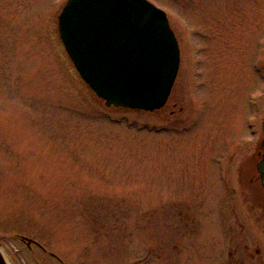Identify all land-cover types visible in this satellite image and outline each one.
Here are the masks:
<instances>
[{
	"label": "rangeland",
	"instance_id": "obj_1",
	"mask_svg": "<svg viewBox=\"0 0 264 264\" xmlns=\"http://www.w3.org/2000/svg\"><path fill=\"white\" fill-rule=\"evenodd\" d=\"M150 1L179 39L173 113L94 95L59 38L65 0H0V241L14 264H221L229 239L261 242L239 167L263 138L264 0Z\"/></svg>",
	"mask_w": 264,
	"mask_h": 264
},
{
	"label": "water",
	"instance_id": "obj_2",
	"mask_svg": "<svg viewBox=\"0 0 264 264\" xmlns=\"http://www.w3.org/2000/svg\"><path fill=\"white\" fill-rule=\"evenodd\" d=\"M57 27L73 66L106 106L164 105L180 56L163 9L149 0H66ZM258 169L264 186V159ZM0 264H14L1 241Z\"/></svg>",
	"mask_w": 264,
	"mask_h": 264
},
{
	"label": "flooded vegetation",
	"instance_id": "obj_3",
	"mask_svg": "<svg viewBox=\"0 0 264 264\" xmlns=\"http://www.w3.org/2000/svg\"><path fill=\"white\" fill-rule=\"evenodd\" d=\"M178 75L179 69L169 96L165 104L159 110H169L171 113L174 112V108L177 104V102L174 100V96L177 99V95H174V87L178 83ZM253 151L254 152L252 153V156L248 157L249 160L247 162H243L239 167V174L242 172L243 177H246L248 182L247 191H243L241 195L243 201L246 203L251 219L253 221L251 222V224L253 225V227L256 226L257 229L260 228L261 230L260 225L264 224V186L262 184V178L258 166L264 159V146L262 145V139L259 140V143L256 145ZM234 217V224L238 225V227L240 228V234H242V231H244L245 229V224L242 220L239 219L238 214H235ZM261 239V242L259 240L258 245L254 247V251L250 249L249 243H247L246 239L242 236H238V238L231 243L229 239L228 241H226L227 245L225 246V252L223 251L222 253L223 259L220 261L221 264H246L245 259L247 257H249L250 259H254L256 257L257 261L261 263L264 259V231L262 233ZM22 240L27 244L24 239ZM32 244L36 243L31 242L30 244H27V246L31 247ZM248 262H250V260Z\"/></svg>",
	"mask_w": 264,
	"mask_h": 264
}]
</instances>
